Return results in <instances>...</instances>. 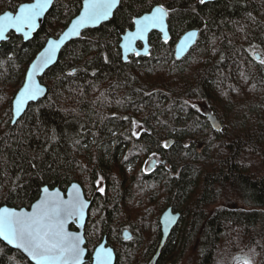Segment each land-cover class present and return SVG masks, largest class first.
<instances>
[{
  "label": "trees",
  "instance_id": "16d2710c",
  "mask_svg": "<svg viewBox=\"0 0 264 264\" xmlns=\"http://www.w3.org/2000/svg\"><path fill=\"white\" fill-rule=\"evenodd\" d=\"M24 1L0 0V13ZM82 1L55 0L30 40L12 31L0 46V206L29 207L44 185L79 181L92 199L88 256L107 236L116 264H152L172 206L182 217L155 264H178L190 249L194 264H264V0H121L110 21L62 49L41 76L46 95L12 124L30 62ZM156 4L170 38L154 30L149 54L124 61L122 33ZM191 28L197 41L178 59ZM153 153L162 160L137 170ZM0 264L34 263L0 242Z\"/></svg>",
  "mask_w": 264,
  "mask_h": 264
},
{
  "label": "snow or ice",
  "instance_id": "6c2138e0",
  "mask_svg": "<svg viewBox=\"0 0 264 264\" xmlns=\"http://www.w3.org/2000/svg\"><path fill=\"white\" fill-rule=\"evenodd\" d=\"M118 2L119 0H84L83 12L68 31L59 41H49L48 46L28 69L23 86L14 101L17 114L28 101L36 100L44 93V88L36 82L35 77L53 62L64 40L70 36H79L81 28L107 20ZM50 3L51 0H35L34 3L21 4L15 15L5 13L0 17V39L5 38L4 34L9 28L23 32L27 38L37 27V18ZM200 3H205V0H200ZM167 16L168 11L161 5L152 9L150 14L136 19L135 31L125 37V51H135V41L144 39L151 29H160L163 32ZM196 37V31L186 34L178 46V58L188 50L190 44L195 43ZM164 39H168L166 33ZM135 54L140 53L136 51ZM260 63L264 65V59ZM72 188L73 191L65 199L59 191L49 192L48 187H44L43 195L37 203L31 205V211L0 207V242L13 245L34 264H111V248L101 244L94 250V255L86 258L85 236L79 231L69 230L70 223L83 227L85 209L88 207V202L83 199L79 188L76 185ZM168 222L172 223L174 219L170 217ZM245 264H250V261H245Z\"/></svg>",
  "mask_w": 264,
  "mask_h": 264
},
{
  "label": "water",
  "instance_id": "95a60500",
  "mask_svg": "<svg viewBox=\"0 0 264 264\" xmlns=\"http://www.w3.org/2000/svg\"><path fill=\"white\" fill-rule=\"evenodd\" d=\"M55 0H51V3L48 5V7L45 9L44 13L37 18V27L28 35L27 38H25L24 36V33L23 32H17L15 29L13 28H9L7 29V31L5 32V38L4 39H0V46L1 44L6 41L8 38H9V33L14 31L16 32L17 34L19 35H22L24 40L25 41H28L30 40L33 36H34V33L38 30V28L40 27L41 23L44 21L45 19V16L47 14V12L50 10V8L52 7L53 3H54ZM208 1H215V0H205V2H208ZM35 0H31V1H24L22 3H20L17 7V9L15 11H12V10H6V11H3L2 13H0V17L4 16L5 13H11L13 15L16 14V12H18L19 10V7L21 4H25V3H34ZM121 3V0H119V2L117 3L116 7L113 8L112 10V14L109 16V18L107 20H104V21H101L99 24H95V25H88L84 28H81L80 29V35L79 36H70L69 38L65 39L64 42L60 45V48L57 50L56 52V55L54 57V60L51 64L48 65V67H46L42 72L38 73L35 77V80L38 84H40L41 87L44 88V93L39 96L36 100H30L28 101L24 106H23V110L17 114L16 111H15V98H16V95L18 94L20 88L23 86V84L21 85V87L18 89V91L16 92L14 98H13V101H12V124L16 123V121L25 113V111L27 110L29 104L31 102H36L38 101L40 98L44 97L47 93V90H48V87L41 81V76L44 75V73L50 68L52 67L58 60L59 58V55L62 51V49L68 44L70 43L72 40L74 39H77L81 36V34L83 33L84 30L86 29H90V28H96V27H99L101 24L105 23V22H108L111 20V18L114 16V13L116 11V9L119 7ZM83 4H84V0L82 1V6L80 8V11L79 13L74 16L69 24L57 35V36H54V35H50L44 46L40 49V51L36 54V56L33 58V60L30 62L28 68H27V71H26V74H25V78L27 76V72H28V69L31 67V65L33 64V62H35L37 60V57L40 55V53L42 51H44V49L48 46V42L49 41H59L61 39V37L63 36V34L68 31V29L72 26V23L78 18V16L83 12ZM158 6H161L160 4H156L154 5L152 9L158 7ZM165 9L167 10V8L165 7ZM151 10L149 11H146L144 12L143 14L139 15V16H136L134 18V25L132 28L126 30L124 33H122L121 35V40L119 42V46L121 48V53H122V58L124 61H128L129 59V56L132 55V54H135L136 51H138L140 53V55H147L149 54L150 52V48H151V45H150V42H149V37H150V33L154 30L156 31H159L164 39L165 37V33L167 34V37L170 38V30H169V22H168V16L166 17L165 19V30L162 32L160 29H151L147 34H146V37L144 39H138L135 41L134 43V49L135 51H132V52H126L125 49H124V45L126 44V39L125 37L127 36L128 33L130 32H134L135 29H136V26H135V20L136 19H139L141 16L143 15H147V14H150ZM168 11V10H167ZM191 31H196L197 32V37L195 38V43L197 41V38H198V34H199V29L198 28H191V29H188L186 30L181 36L180 38L178 39L176 45H175V55L176 57L178 58L177 56V49H178V46L180 45L181 41L183 40V38L186 36V34L188 32H191ZM190 44L189 47H188V50L181 53L179 58L178 59H181L183 58L189 51L190 49L192 48V46L195 44ZM257 58H260V55L257 53ZM25 78H24V81H25ZM23 81V83H24ZM207 116H208V119L211 123V125L213 126V128L217 129V130H223L222 129V123L220 122V120L218 119V117L216 115H214L211 111H208L207 112ZM173 143V139L170 138L167 140L166 142V145L167 146H171V144ZM157 162L156 158H152L148 164V168L149 169H152L154 166H155V163ZM73 185H76L80 192H81V195L83 197V199H85L87 202H88V207L85 209V220L83 221V227H81L80 225H77V224H71L69 225V230L70 231H79L81 234H83L85 236V245H86V248H87V251H86V258L89 257L88 254H89V248L87 246V238H86V234H85V227H86V223H87V219H88V215H89V210H90V207L92 205V199L88 198L86 196V193L84 191V188L82 186V184L79 182V181H73L68 187L66 190H63L62 188H60L59 186H55V187H50L49 185H44L42 188H41V192L39 194V197L32 202L31 205H34L35 203H37V201L40 199V197L43 195V188L44 187H48L49 189V192H56V191H59L61 193V195L67 199V196H68V193L72 192L73 191V188L72 186ZM31 205L29 207L27 206H22V207H15V206H11L9 204H3L1 205L0 207H4V206H7V207H15L17 208V210H19L20 208H23L24 210L26 211H31ZM173 218L174 219V222L172 223H169V218ZM182 217V212L177 210L175 211L173 209L172 206H169L167 207L161 214L160 216V223H161V230H162V237H161V240H160V244H159V247H158V250L156 251L155 255L153 256L152 258V264H155L159 255H160V252H161V249L164 247L166 241L168 240V237L170 236V234L172 233L174 227L179 223L180 219ZM74 226V227H72ZM133 235L132 231L129 229V228H125L123 231H122V236L124 239H129L131 238ZM6 243V242H5ZM7 244V243H6ZM104 245L106 248H111L112 249V261H111V264H116V259H117V254H116V251H115V248L108 243V238L107 236H104L103 239L95 246L94 250L96 248H98L100 245ZM13 248H15L13 245H9ZM94 250L92 252L91 255H94ZM26 255V254H25ZM34 263V262H33Z\"/></svg>",
  "mask_w": 264,
  "mask_h": 264
},
{
  "label": "rangeland",
  "instance_id": "374dc122",
  "mask_svg": "<svg viewBox=\"0 0 264 264\" xmlns=\"http://www.w3.org/2000/svg\"><path fill=\"white\" fill-rule=\"evenodd\" d=\"M200 108L202 110L204 109L203 104H200ZM136 131H137V133H139L140 129L136 127ZM152 158H156V160H157V162L155 163V166L157 165L158 162H160L162 160L160 155H158L156 153L150 154V155L146 156L145 159L143 158V161L139 162V166H137L138 167L137 170L142 171V172H147V171L151 170L148 168V164ZM139 171H135V172L139 173ZM132 172H134V171H132ZM132 172L131 171L128 172L129 177L132 174ZM99 183L101 185L102 180ZM217 204L220 206H233V205H235V201L233 199H229V200L224 199V200H220ZM193 258H194V250L190 249L186 253V255L182 259H180L178 264H194ZM237 264H245V263H237Z\"/></svg>",
  "mask_w": 264,
  "mask_h": 264
}]
</instances>
